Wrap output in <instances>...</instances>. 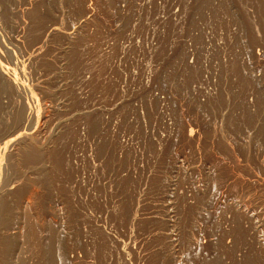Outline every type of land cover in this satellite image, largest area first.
I'll use <instances>...</instances> for the list:
<instances>
[{"label": "rangeland", "instance_id": "374dc122", "mask_svg": "<svg viewBox=\"0 0 264 264\" xmlns=\"http://www.w3.org/2000/svg\"><path fill=\"white\" fill-rule=\"evenodd\" d=\"M6 106L0 264H264V0H0Z\"/></svg>", "mask_w": 264, "mask_h": 264}, {"label": "bare ground", "instance_id": "6f19581e", "mask_svg": "<svg viewBox=\"0 0 264 264\" xmlns=\"http://www.w3.org/2000/svg\"><path fill=\"white\" fill-rule=\"evenodd\" d=\"M28 34V33H27ZM25 36V35H24ZM27 40V39H26ZM40 41V40H39ZM29 43V42H28ZM41 45V44H40ZM38 46V45H37ZM40 50H42V49H40ZM30 53V52H29ZM34 53V52H33ZM37 54V53H36ZM31 56V55H30ZM32 59V58H31ZM36 69V68H35ZM7 88V87H6ZM6 92H7V90H6ZM14 92V91H13ZM3 93H4V90H3ZM3 97V96H2ZM2 101V100H1ZM7 101H11L10 99L9 100H7ZM18 102V101H17ZM11 103V102H10ZM9 103V104H10ZM8 104V103H7ZM9 104H8V106H9ZM15 103H13V105H14ZM17 105H19V103L17 104ZM3 108H4V106H3ZM6 109H0L1 111H0V129L2 130L1 132H2V137H0L3 141L1 142V143H3L4 144V147H9V146H11V145H16L15 143L16 142H21L22 140L21 139H23V140H25V142H27V140H30V139H32V136H33V132L32 131H30V130H32L34 127L36 128V126H37V124H39L38 122H36L35 123V125L33 124L34 123V121L33 120H31V118H32V116L30 117V119L28 118V116H27V118H25V115H24V112L25 111H23L20 107L18 108V107H12V108H10V107H5ZM101 114V113H100ZM31 120V121H33V123H32V129H31V127H30V129L28 128H25V122L27 121V120ZM33 119H35V118H33ZM29 122V121H28ZM44 122V121H43ZM30 124H31V122H30ZM28 125V124H27ZM27 125H26V127H27ZM37 128H38V126H37ZM58 128V127H57ZM191 128V127H190ZM37 130V129H36ZM39 131V130H38ZM36 132V131H35ZM54 133V132H53ZM52 133V134H53ZM0 135V136H1ZM35 135V134H34ZM91 135V134H90ZM186 135H188V136H191L192 135V133L191 132H189L188 134H186ZM195 135V134H194ZM39 136V135H38ZM57 136V135H56ZM94 136V135H93ZM191 138H192V136H191ZM0 139V140H1ZM33 139H35V138H33ZM50 139V138H49ZM126 139V138H125ZM21 140V141H20ZM48 140V139H47ZM135 140V139H134ZM34 141V140H33ZM22 142H24V141H22ZM98 142V141H97ZM0 143V145L2 146V144ZM49 144V143H48ZM18 145V144H17ZM27 145V144H26ZM108 145V144H107ZM33 148V147H32ZM3 149V148H2ZM8 149H10V148H7V150ZM91 149H93V148H91ZM90 149V150H91ZM4 150V149H3ZM38 151V150H37ZM19 152V151H18ZM6 153V152H5ZM34 153V152H33ZM103 153V152H102ZM4 154V153H3ZM2 154V155H3ZM9 154V153H8ZM13 154V153H12ZM95 154V153H94ZM93 155V154H92ZM97 155V154H96ZM0 157H1V155H0ZM3 157V156H2ZM1 157V158H2ZM102 157V156H101ZM0 158V159H1ZM3 159V158H2ZM111 159V158H110ZM119 159V158H118ZM102 160V159H101ZM120 160H122V159H120ZM126 160V159H125ZM179 160V159H178ZM182 160V159H181ZM104 161V160H103ZM107 161V160H106ZM112 161V160H111ZM123 161V160H122ZM179 163V162H178ZM3 164V163H2ZM114 164H116V163H114ZM109 165V164H108ZM118 165V164H117ZM3 166H4V164H3ZM40 166V165H39ZM176 166V165H175ZM33 167V166H32ZM36 167V166H35ZM107 167V166H106ZM34 168V167H33ZM103 168V167H102ZM2 169H4V168H2ZM0 170H1V160H0ZM7 171V170H6ZM6 171H5V173H6ZM1 172V171H0ZM3 172V171H2ZM35 172V171H34ZM172 172V171H171ZM92 173V172H91ZM90 173V174H91ZM93 173H95V172H93ZM114 173V172H113ZM134 173V172H133ZM1 175V174H0ZM3 175V174H2ZM1 175V176H2ZM8 175V174H7ZM6 175V176H7ZM102 175V174H101ZM107 175V174H106ZM113 175V174H112ZM4 176V175H3ZM99 177V176H98ZM109 178V177H108ZM6 179V178H5ZM110 179V178H109ZM4 180V179H3ZM6 182H7V180H6ZM97 182V181H96ZM99 182V181H98ZM171 182V181H170ZM8 183V182H7ZM131 183V182H130ZM96 184V183H95ZM119 184V183H118ZM4 185V184H3ZM132 185V184H131ZM0 186H1V184H0ZM80 186V185H79ZM111 187V186H110ZM80 188V187H79ZM103 188V187H102ZM135 188V187H134ZM106 190V189H105ZM2 191V190H1ZM103 192H104V190H103ZM131 194V193H130ZM1 195V194H0ZM92 195V194H91ZM133 195V194H132ZM129 197V196H128ZM171 202V201H170ZM242 204V203H241ZM1 206V205H0ZM26 206V205H25ZM3 207V206H2ZM237 207V206H236ZM243 209V208H242ZM251 212V211H250ZM259 224V223H258ZM92 227V226H91ZM260 230V229H259ZM54 239H55V237H54ZM77 239V238H76ZM56 242V241H55ZM59 245H57V247H58ZM57 249V248H56ZM62 249V248H61ZM58 250V249H57ZM56 250V251H57ZM9 259V258H8Z\"/></svg>", "mask_w": 264, "mask_h": 264}]
</instances>
